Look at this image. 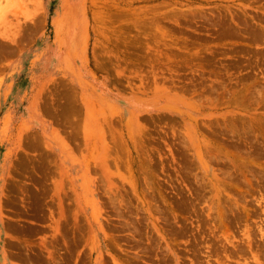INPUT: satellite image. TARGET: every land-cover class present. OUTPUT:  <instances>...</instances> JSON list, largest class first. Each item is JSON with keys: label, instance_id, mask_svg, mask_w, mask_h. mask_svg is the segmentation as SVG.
I'll use <instances>...</instances> for the list:
<instances>
[{"label": "rangeland", "instance_id": "obj_1", "mask_svg": "<svg viewBox=\"0 0 264 264\" xmlns=\"http://www.w3.org/2000/svg\"><path fill=\"white\" fill-rule=\"evenodd\" d=\"M0 264H264V0H0Z\"/></svg>", "mask_w": 264, "mask_h": 264}]
</instances>
